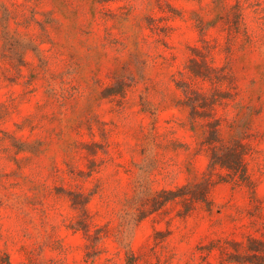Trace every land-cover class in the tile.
Listing matches in <instances>:
<instances>
[{
    "label": "rangeland",
    "instance_id": "rangeland-1",
    "mask_svg": "<svg viewBox=\"0 0 264 264\" xmlns=\"http://www.w3.org/2000/svg\"><path fill=\"white\" fill-rule=\"evenodd\" d=\"M0 264H264V0H0Z\"/></svg>",
    "mask_w": 264,
    "mask_h": 264
},
{
    "label": "trees",
    "instance_id": "trees-1",
    "mask_svg": "<svg viewBox=\"0 0 264 264\" xmlns=\"http://www.w3.org/2000/svg\"><path fill=\"white\" fill-rule=\"evenodd\" d=\"M233 171H236V168H233ZM236 173V172H235ZM238 175V177H240L241 179H245V172L242 170V172H241V170H240V172L237 174Z\"/></svg>",
    "mask_w": 264,
    "mask_h": 264
}]
</instances>
